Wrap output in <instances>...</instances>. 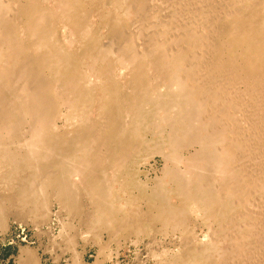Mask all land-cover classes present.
<instances>
[{
	"label": "bare ground",
	"instance_id": "bare-ground-1",
	"mask_svg": "<svg viewBox=\"0 0 264 264\" xmlns=\"http://www.w3.org/2000/svg\"><path fill=\"white\" fill-rule=\"evenodd\" d=\"M153 154L161 175L134 192L128 167ZM79 196L87 233L158 222L181 234L172 264H264V0H0V203L40 220Z\"/></svg>",
	"mask_w": 264,
	"mask_h": 264
},
{
	"label": "rangeland",
	"instance_id": "rangeland-1",
	"mask_svg": "<svg viewBox=\"0 0 264 264\" xmlns=\"http://www.w3.org/2000/svg\"><path fill=\"white\" fill-rule=\"evenodd\" d=\"M98 7H99V4H96V5L94 4V6L92 5V8H93L92 12H94L93 13L94 15L96 14L95 13L96 10L99 9ZM104 12L105 11H103V14ZM93 14L91 16L92 18H90L89 21L91 22V24L92 22L97 23V25L96 24L94 25V23L93 25L94 27L98 26L99 28V22L97 21V19H95L96 17ZM100 30H99V33H100L99 37H101V34L106 37V34H104L106 33L105 31H107L106 28H101ZM99 37L98 39H100ZM102 37L99 40L101 43L105 42V40H108V38L105 39L104 37V39H102ZM149 156L150 155L145 156V158H147L145 159L146 161L144 159H140L134 162L133 164H130L128 167L133 174L134 181L136 183L137 182L140 183V185L137 186V189L136 188L134 189V192H137V190H140V192L149 193L151 189L154 187L153 185L157 182L158 177L161 175V172H159L161 171L160 168H162L161 167L162 166L161 165L162 164L161 155L153 154V156H150L151 158ZM154 176L155 178H153ZM83 198L84 196H79L78 197L79 201H77V206L79 205V207L77 208V212L78 213L81 212V214L83 213L82 215L81 214L79 215L77 212H74L75 215L72 212L69 213L67 209L60 206L56 202V200L54 201V199L51 198L50 201L48 202L49 206L47 209V213L44 215V217L40 218V220L36 219L34 216L29 217L25 215L24 213L23 215H21L19 212H16V208L12 204H9V203L1 204L0 203L1 204L0 207H3V208L7 207L6 214L4 215L5 228L0 230V264H15V256L18 255V252H19L18 250L22 249V247L28 248L29 250L33 252V254H34L33 250L37 251L40 264H70L71 262L70 258H71L72 253L69 249H66L67 244L65 245L64 243V240L67 237L71 238V242H72L70 243L71 248L74 247L76 251L78 250L79 252L78 254L81 255L80 258L82 262L85 264H88V263L89 264H113V263H116V264H172V260L170 259L172 257L173 259L176 258L175 256L177 255L176 251H178L177 245L181 240L180 239L181 234L178 231L177 232L175 231V233L170 231L171 234L168 230L162 231L163 229L159 228L160 225L158 222H153L150 227H146V224H145L144 225L145 229L142 231L143 233L141 232L138 234L139 238L137 237V235L135 236L137 240L136 239L134 240L133 234L130 235L128 230H120L115 236H113L114 238L113 237L108 238V236L105 233H101L100 235L99 229L97 228H96L97 230L93 229L91 233L94 234L98 232L96 235L99 234L101 241L104 242L103 248L106 247L105 249L101 248V251L103 250L102 252H97L96 249L99 251V247H97L98 243L96 242L94 244V242L96 241V238H94L95 239L94 240L93 239L94 236L90 235L91 234L90 231L88 233L85 231L86 225L84 223L83 218L90 211L91 208H89L88 206L89 204L87 203L86 198L84 199ZM170 200L174 202L173 198H171ZM80 205L82 206V208ZM77 214L78 216H80L79 218H77L78 217ZM71 215L72 216L74 215L73 216L74 218L73 217L71 218ZM188 218L190 219V220L188 219L187 221L188 230L190 231V232L188 231V233L190 234L187 235V238L189 237H190L189 239H191L192 237L194 238L196 237L197 239L199 238L201 239V237L203 238V234L206 231L205 226H202V227L199 226L200 224L198 223H200V220L199 218H195V216L193 217V214L189 215ZM65 220H68L67 223L69 224L71 222V224L68 225ZM195 221H197L198 223ZM65 223L71 228L69 227L68 229V226H66ZM64 224L66 227L63 226ZM194 224L198 226H195ZM80 229L82 233L84 232L83 234H80L81 233ZM66 230H68V232ZM64 231L66 232L64 233ZM62 232L63 234H66V235H63L62 239H60L59 237L60 235L62 236ZM124 232H126L125 235H127V238H125L126 236H123ZM164 232H166L167 234H165ZM128 233H129L130 238L128 237ZM83 235H85V237ZM120 235L124 237L126 240L124 238H121ZM106 238H108L109 241ZM115 238H117L118 240L117 239L115 240ZM131 238H133L132 240H134L135 243L131 240ZM122 239L124 240L123 241L124 243L122 242ZM105 241H107V243ZM114 241H117L119 244L116 243L115 245ZM131 241L133 243H131ZM105 243L107 244L106 246H105ZM223 246L226 247L227 245H223ZM105 252L106 254H108V256L105 254ZM158 253L160 256H157ZM162 253H164L165 257H163ZM95 255H96V258L94 257ZM38 256L36 255V257ZM209 256L211 257L213 255L209 254ZM210 257L207 258V261L205 264L213 262L212 259H210ZM94 258L96 260L98 259L97 260L98 262L96 261L95 263ZM101 258H102V261H101ZM161 259H163L162 260L163 262L161 261ZM167 259L169 260V262Z\"/></svg>",
	"mask_w": 264,
	"mask_h": 264
},
{
	"label": "crops",
	"instance_id": "crops-1",
	"mask_svg": "<svg viewBox=\"0 0 264 264\" xmlns=\"http://www.w3.org/2000/svg\"><path fill=\"white\" fill-rule=\"evenodd\" d=\"M33 250V249H32ZM19 252H18V254L20 253V251L21 250H18ZM29 251H31V250H29ZM34 251V254H36L37 256H38V252L37 251H35V250H33ZM31 253L33 254V252L31 251ZM18 256V255H17ZM16 257V256H15ZM38 258H39V256H38Z\"/></svg>",
	"mask_w": 264,
	"mask_h": 264
}]
</instances>
